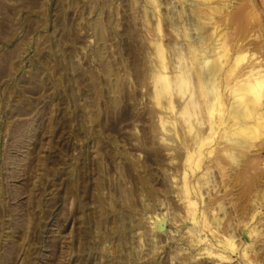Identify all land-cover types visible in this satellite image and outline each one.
<instances>
[{
  "label": "rangeland",
  "instance_id": "obj_1",
  "mask_svg": "<svg viewBox=\"0 0 264 264\" xmlns=\"http://www.w3.org/2000/svg\"><path fill=\"white\" fill-rule=\"evenodd\" d=\"M171 2L182 8L160 0L163 14ZM148 4L0 0V264H264V130L250 146L221 140L239 82L226 64L218 123L194 145L181 115L189 94L174 109L152 95ZM233 6L241 18L216 23L222 51L243 50L240 67L253 56L264 73V0ZM163 28L165 43L179 39ZM166 63L172 75L171 51ZM200 102L191 118H205L207 136ZM192 151L201 168L187 162ZM206 168L211 183L198 184Z\"/></svg>",
  "mask_w": 264,
  "mask_h": 264
},
{
  "label": "bare ground",
  "instance_id": "obj_2",
  "mask_svg": "<svg viewBox=\"0 0 264 264\" xmlns=\"http://www.w3.org/2000/svg\"><path fill=\"white\" fill-rule=\"evenodd\" d=\"M177 1L182 5L181 9H178L177 5L171 2L166 14H163L160 0H148L149 4L145 7V14L143 13L151 25L152 32H154V38L150 41L153 47V58L150 57L152 65L149 74L153 83L152 95L156 103L162 105L163 100L166 99L169 108L174 109V97L179 95L184 98L189 94L183 103L181 115L185 117L184 122L188 132L192 133L194 145H203L211 137L218 123L217 119L213 117L215 100L218 96L216 85L226 64H230L229 70L226 71L229 73L228 77L239 82L233 86L234 89L231 93L233 95L227 102L228 121L224 132L221 134V140L223 139L226 144L229 143L226 146L244 147L254 144L262 137V130H264V121L259 120L257 124L251 123L254 112L264 108V73L256 68L253 56L246 65L240 67L241 62L248 57L247 53L241 50L236 55L230 56L227 53L228 50L222 51V42L220 38H217L216 32L219 16L230 15L229 22L232 23L240 13L239 18H241L243 12L237 10H235L237 12H233V0ZM243 7L245 8V5ZM163 24L169 25L173 32L179 36L177 41L174 40L173 43L169 41L170 44L164 42L166 33L163 31ZM169 51H171L172 64L175 69L172 71V75L169 74L171 70L168 69L166 63ZM200 96L203 97L205 114L209 123L207 136H205L206 131L201 127L205 118L197 115V125L191 118L194 113L197 114L198 112V104L201 103ZM241 117L248 122L238 125L235 120ZM212 151L214 150L212 149L208 153L212 154ZM224 152L223 154L228 158L238 161L239 153L226 150ZM202 155L203 153L200 152L199 158L193 160L194 152L188 154L187 162L192 164L195 161V166H192L194 170V167L197 169L201 166L199 159ZM219 159L222 160L221 157ZM221 169H223L222 165ZM207 171L210 169L206 168L202 171L203 173L199 177L201 180L198 184H202V182L209 184V178H205L208 175ZM184 178L186 182L183 193L188 203L186 205H194L193 208L189 206L192 209L197 208L195 207L197 201L192 197L193 187L187 180V172ZM196 211L197 209H194L193 214ZM213 221L217 224L218 218L215 217ZM206 222L207 224L210 223L206 220L205 224ZM215 233L217 231L212 234Z\"/></svg>",
  "mask_w": 264,
  "mask_h": 264
}]
</instances>
